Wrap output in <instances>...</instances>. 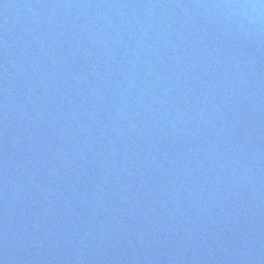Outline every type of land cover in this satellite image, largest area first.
<instances>
[{"label": "water", "instance_id": "water-1", "mask_svg": "<svg viewBox=\"0 0 264 264\" xmlns=\"http://www.w3.org/2000/svg\"><path fill=\"white\" fill-rule=\"evenodd\" d=\"M0 171L57 264H264V0H0Z\"/></svg>", "mask_w": 264, "mask_h": 264}]
</instances>
